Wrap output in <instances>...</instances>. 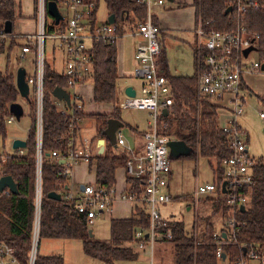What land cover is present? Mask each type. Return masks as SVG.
<instances>
[{
	"label": "trees",
	"instance_id": "16d2710c",
	"mask_svg": "<svg viewBox=\"0 0 264 264\" xmlns=\"http://www.w3.org/2000/svg\"><path fill=\"white\" fill-rule=\"evenodd\" d=\"M59 4L60 0H47ZM94 3V14L97 4L102 1L107 14L115 17V26L119 34L132 29L136 21L145 18V9L134 0H87ZM245 5L246 11L238 15L237 4ZM260 6L259 10L252 8L253 4ZM195 13V29L200 25L205 32H232L241 24L248 34L254 38L252 49L264 58V0H193ZM15 1L0 0V28L7 21L12 25L15 21ZM230 9V11H228ZM92 21V25H93ZM52 31L49 26L48 32ZM24 45L22 42L10 40L0 44V54H6V66L0 71V143L7 137L6 118L9 107L18 100L15 76L11 70L10 53L16 52ZM91 76L93 86L92 96L95 104L110 105L111 114H92L83 112L82 107L76 108L72 103L62 114L52 96L54 88L59 87L68 91L67 79L54 72L48 64L44 65L43 101H42V164H41V209L39 223V241L41 239L77 240L82 244L83 253L103 264L115 262H132L137 258L136 253L125 244H134L135 230L146 229L149 218L143 205L136 203L133 214L129 219L110 220V235L106 241L89 237V226L83 216L76 213L73 202L60 201L47 197L50 192L63 194L66 191L65 180L59 177L62 166L52 159L51 153L65 155L69 149L68 140L70 124L74 133L79 130V122L83 119L94 123L97 139L102 138V132L108 119L120 120L119 99L117 95L116 44L106 45L93 43L91 49ZM204 51L193 47V75L173 76L163 72L170 88L173 99L167 115L161 116V134L173 140L182 141L192 152L184 158L195 160L197 157L215 161L216 167H211L217 182L222 180L218 164L230 155L227 138L220 129L219 111L229 112L222 102L210 98L199 97L196 91L197 73ZM264 108V98L260 100ZM31 126L25 139L24 154L19 155L13 150L6 155L0 170L1 176H10L16 184L18 194L13 195L7 190L0 193V242L14 248L20 264H27L31 244L34 191H35V102L28 101ZM72 119L74 121L72 122ZM77 119L78 121H76ZM128 128L136 133L134 129ZM138 138L143 134H138ZM128 155H116L111 145L106 143L102 155L94 156L91 162L95 164V183L97 186L112 188L115 184L114 172L123 167ZM62 179V180H61ZM61 180L63 185H59ZM127 191L138 196L141 182L128 180ZM246 197L244 210L230 208L226 205L222 194L215 200L202 201L201 210L194 211V224L190 234L185 231L180 222L164 221L165 225L156 229L157 233L171 234L170 243L174 251L175 264H217L219 260H228L231 264L236 258L244 256L243 250L259 247L264 255V159L259 158L252 169V183L240 190ZM183 202L191 207L192 197L184 196ZM193 208V207H192ZM215 220L220 226L216 227ZM231 222V225L229 224ZM222 256L216 257L217 249ZM245 251V252H246ZM35 264H64L59 255L41 256L37 253Z\"/></svg>",
	"mask_w": 264,
	"mask_h": 264
},
{
	"label": "built area",
	"instance_id": "2783aa9c",
	"mask_svg": "<svg viewBox=\"0 0 264 264\" xmlns=\"http://www.w3.org/2000/svg\"><path fill=\"white\" fill-rule=\"evenodd\" d=\"M134 1L145 9V18L142 22L136 21L132 29L123 35L137 38L133 52V59L136 63L133 75L141 78L144 83L141 86L139 95L135 93L134 97H126L124 94V98L119 102V108L120 110L146 111L149 114L150 121L148 129L142 136L143 149L141 152L136 153L134 147L125 142L120 130L116 133V145L128 155L123 166L126 182L128 180L141 182V193L138 196L133 192L126 191L119 196V199L139 203L146 209L149 226L146 229L139 228L135 230L133 240L138 247L143 248L147 244L151 250L157 239L171 240L169 232L159 234L156 231V229L165 225V220L162 219L158 207L172 200L168 192L171 166L167 144L173 139L161 134L160 125L161 116L163 115L162 110L171 107L173 99L167 80L159 69L161 55L160 28L153 20L154 10L165 8L168 1ZM47 2V0H36L34 33L11 32L6 34L3 26L0 28V44L8 40L22 42L24 45L18 50L17 60L20 62L30 56L33 64L32 74L25 75V82L28 85L29 92L32 90V99L35 102L36 144L33 226L27 264H35L39 243L42 198L41 138L45 41L52 39L58 43V48L64 55L62 75L67 79L70 106L73 103L76 108H80L82 105L79 104V96L75 93L71 94L70 90L90 79L92 73L90 51L93 43L113 45L123 36L118 33L115 23L108 24L106 21L91 24L94 12V3L91 1L60 0L57 8L62 20L58 25H55L47 14ZM239 3L236 12L238 15H242L247 7ZM252 8L259 10L260 6L254 3ZM62 10L65 11V14L61 13ZM49 26L52 27L51 32H48ZM194 32L197 38L198 50L205 52L200 62V71L197 73L196 91L199 97L210 98L213 101L223 102L225 98L227 99L229 112L226 124H220V129L226 135L230 155L218 164L222 174L220 182H217V178L213 174L212 182L196 186L192 197L193 210L196 211L200 201L215 200L219 197V194L224 196L228 207L239 209L240 206L244 207L247 202L246 197L241 194L240 190L252 183V169L258 161V159L252 158L248 154L247 134L237 123V117L244 113L247 106L241 95V83L245 73L264 72L261 69L264 58L261 62L246 65L245 59L248 55L245 57L243 52L252 48L254 38L252 39L241 24L232 32H205L200 25ZM56 102L62 114L71 113L72 110L68 109L66 111L64 107H61L60 104L63 105V101L56 100ZM258 115L264 121V111L258 112ZM12 121L13 115L9 113L5 122L10 124ZM73 121L74 119H72ZM72 124H70L69 131L72 136L68 140L69 149L67 153L60 155L52 152L51 157L56 163L59 161L62 166L59 177L65 180L66 191L63 194H58L65 201L73 202L76 213L83 216L87 225L90 226L97 217L111 210L117 195L114 187L104 188L96 184L84 185L78 196L67 192L66 181L73 168L79 164H90L92 159L89 142L86 139L82 140L80 146L76 145V133L72 129ZM17 153L19 155L24 154V149L17 150ZM7 154L5 151L0 152V170ZM214 167H216V164ZM61 180H59V185H63ZM223 182L225 183V193L221 192ZM231 222L229 221L230 225ZM149 255L151 259V253ZM221 256V250L218 248L216 257L220 258ZM0 264H20L14 248L3 242H0ZM149 264H152L151 260ZM231 264H264V255L259 247L250 248L244 252L243 257L236 258Z\"/></svg>",
	"mask_w": 264,
	"mask_h": 264
},
{
	"label": "rangeland",
	"instance_id": "374dc122",
	"mask_svg": "<svg viewBox=\"0 0 264 264\" xmlns=\"http://www.w3.org/2000/svg\"><path fill=\"white\" fill-rule=\"evenodd\" d=\"M21 9L18 11L16 6L15 9V23H14V32L19 33L27 29L24 28V21L28 18V21L32 18L33 14V4L32 0H20ZM166 7H173L174 4L167 3ZM62 14H65V11H61ZM20 15V16H19ZM107 15V10L104 3L101 1L97 8V16L101 21ZM31 25V23H29ZM32 32V31H31ZM34 32V31H33ZM163 36H160L162 39V44L165 51V58L167 64L171 71L175 72L174 69H178L182 73H187V75L192 74V63L190 49L188 47L182 48L178 42V34L175 32L165 33ZM7 45H8V41ZM20 42V41H18ZM120 42L123 43V48L125 49L127 65L129 68L132 64L131 59V48H132V39L124 35ZM197 46V38L196 45ZM6 54H0V71H3L6 66ZM11 58V70L15 74L17 66H23L26 69L28 74L32 73V69L27 61H21L19 64L15 61L14 52L10 53ZM44 58L46 64L50 65L51 69L55 72L62 73L64 63V55L62 51L58 48V43L52 39H47L45 41V50ZM134 61V60H133ZM263 59L260 57L259 53L252 50L249 52L248 57L245 59L246 65H251L254 62H261ZM133 67V66H132ZM131 67V68H132ZM133 71V70H132ZM178 73V72H177ZM131 77H122L117 81V95L118 99L122 100L124 88L127 85H132L138 90L139 83L141 80L138 77H134L133 72ZM193 75V74H192ZM84 88L79 90L78 87L74 88L75 91L79 92L80 95L79 104H84V111L88 112L94 110L95 113L102 110L112 109L109 105H99L95 104L92 96V83L88 79L84 83ZM73 94V90L70 91ZM33 98L32 90L29 92L27 98H22L19 96L18 103L23 108V116L19 119L14 120V122L7 127V137L4 141L5 148L10 150L11 140L16 138H25L28 135L31 121L27 114L26 103L24 100L28 101ZM249 106L246 108V113L243 116L237 117V122L241 124L244 130L248 133V154L255 159L262 158L264 159V121L259 117L258 112L264 111V108L261 110L260 106L256 103L255 99H249ZM107 107V108H105ZM104 108V109H103ZM83 111V112H84ZM85 112V114H87ZM35 114V110H34ZM120 120L124 124L122 128L121 135L125 140L132 142L136 138V134H140L147 129V123L150 121L149 114L146 111L139 110H130V109H121L120 110ZM220 116V114H219ZM83 121V122H82ZM81 125H89L87 127V134L92 135L94 130V125L91 121L83 119ZM220 124H226V119L223 116L219 118ZM131 127L137 132L134 135L132 131L128 128ZM83 129H86L83 128ZM192 152V149L189 148V153ZM168 158L170 160L172 178L170 181V195L172 200L169 203L163 204L158 207L160 215L163 220L168 222H180L184 225L185 231L187 234H190L194 224V210L193 205L190 207L187 206L185 202L181 200L186 195L193 197L194 191L197 185H204L210 183L213 180V170L211 167L215 166V161L204 158L197 157L195 160L188 159L180 156H175L168 151ZM78 190V189H77ZM75 194H78L75 190ZM198 203V208L201 210V203ZM189 208V210H188ZM214 224L216 227L220 226L219 220H215ZM89 231L92 233V237L95 240L106 241L110 235V219L107 214L97 217L93 224L89 226ZM166 262L164 264H174L172 257V246L170 241H168ZM37 253L41 256L49 255H60L64 259V264H102L99 261L93 260L84 255L82 251V244L79 241H67V240H50V239H41L37 245ZM117 264H146L142 259L133 261V262H119ZM217 264H230L228 260H219Z\"/></svg>",
	"mask_w": 264,
	"mask_h": 264
},
{
	"label": "crops",
	"instance_id": "0c3cea01",
	"mask_svg": "<svg viewBox=\"0 0 264 264\" xmlns=\"http://www.w3.org/2000/svg\"><path fill=\"white\" fill-rule=\"evenodd\" d=\"M14 1H15V8L17 6L18 11H19L21 9V1L20 0H14ZM35 3H36V0H32V4H33L32 18L30 19V21H28V18H26L24 21V28L27 27V29L24 31H21L19 33H28V34L34 33L33 31H35ZM99 3L97 4V8H98ZM172 3L174 4V6L172 8L166 7V6H165V8H156L154 10V19L153 20L160 28V36L161 37L166 36V35H164L165 33L175 32L176 34H178L177 40L180 43V45L182 46V48L188 47L190 49L192 72H193V47L196 45V36H195V32H194L195 31V13H194V8L192 6L193 0H172ZM97 8H96V11L94 14V21H93V18H91V23H92V21H93V24L106 22L107 17L109 15L107 14L106 17L100 21L98 19V16H97ZM14 23L12 25V32H14ZM29 23H31V25ZM129 31H127V32H129ZM124 33H122V35ZM126 36L130 37L132 39V48H131L132 64H130V60H129V68H128L125 49L122 46L123 43L120 42V40H119L116 43V69H117L118 79H120L122 77H126V76L131 77L132 76L131 74L133 72L132 70H134V67L136 65L135 61H133L134 60L133 59V52H134L135 44L137 42V38L134 36L133 37L129 36V35H126ZM122 37H121V39H122ZM159 42H160V47H161V55L159 58V63H160L159 69L161 70V72L162 73L168 72L173 76H192L193 73L190 75H187V73H182L181 71H178V69H174L175 72L170 70L169 65L167 64V61L165 58V51H164V47L162 44V39L160 40V38H159ZM17 55H18V52H16V56ZM27 59H28V63L30 65L31 69L33 70L32 58L30 56H28V57H26L25 60L27 61ZM18 64H19V62H18ZM45 64H46V62H45ZM48 66L50 67V65H48ZM62 66L64 69V63L62 64ZM20 67L24 69L25 75L28 76V75L32 74V73L28 74L26 72L25 67H23V66H17V69ZM17 69H16V71H17ZM63 69H62V73H63ZM56 73H58V72H56ZM62 73H61V75H62ZM58 74H60V73H58ZM14 76H16V73L14 74ZM139 79L141 80V82L139 83L138 90L136 88H134L132 85L126 86V87H132L137 95H139L141 86L144 83L141 78H139ZM84 85L85 84L83 83V84L76 86V87H78L79 90H81L84 88ZM125 88H124V90H125ZM92 89H93V86H92ZM71 90H73V92L75 94H77L80 98V95L78 94L79 92L75 91L74 89H71ZM28 94H29V92H28ZM241 95L244 98V101L247 104V106H249V104H248L249 99H255L256 103L260 106V109L262 110L263 108L261 106L260 100L262 98H264V72H255V73L243 74L242 83H241ZM19 96L20 95H18V98H19ZM123 96H124V94H123ZM28 101L24 100V102L26 103L25 106L27 109V114L29 116ZM119 101H121V100H119ZM14 104H18L21 107L22 116H23L24 111H23L22 106L18 103V100ZM222 104L225 107L228 106L226 98L223 100ZM60 105H61V107H63L62 104H60ZM81 105H82V109L84 111V104L81 103ZM247 106L245 107V111H246ZM105 108H107V107H105ZM111 108H112V106H111ZM112 111H113V108L110 110H102V111H99L97 113H95L94 110H90L88 112L84 111V113L86 112V113H92V114H106L107 115V114H111ZM245 111L241 116H243L246 113ZM8 112H9V109H8ZM219 114H220V116H223L226 119L228 112L226 111V109L225 110L223 109V110L219 111ZM220 116H219V118H220ZM14 120H15V117H13V121L10 124H6L7 127L9 125H11L14 122ZM93 125H94V123H93ZM238 125L241 129L244 130V128L241 124L238 123ZM88 126H89L88 124L87 125L85 124L83 126V125H81V122H79V130L76 132V135H75V143L77 146H80V143L82 142V140L86 139L89 142V146H90L91 154H92V158H93L94 156H99V155L103 154L107 142L104 143V150H103L102 154H99L100 147L98 145V141L100 139H103L104 137L102 136V138L97 139L94 142H92V140H94V137L96 136L95 126H94V130H93L94 132L92 135H89V134H87V132H85V130H87ZM85 127H86V129H83ZM148 127H149V121L147 123V129H148ZM120 130H122V129H120ZM244 131L247 134V146H248V133L246 130H244ZM144 132H142L140 134H143ZM132 133L134 135L136 134L133 131H132ZM137 135H138V133L136 134V138L132 142L125 140V142H127L129 145L134 147L136 153L141 152L143 149L142 148L143 147L142 139H141V137L138 138ZM17 139L25 141L26 137L25 138L12 139L11 144L14 140H17ZM111 149L113 150V152L116 155L123 153V150L116 145V142H115L114 146L111 145ZM1 151H5L8 154H10L13 151V149H12V147H10V150L6 149L5 143H3V144L0 143V152ZM114 178H115L114 190H115L117 196H116V199L114 201V204H113L111 210L107 213H103L102 215L107 214L110 220H112V219H117V220L129 219L133 214V210L135 208L136 203L126 201L124 199H119V196L122 193L127 191V182H126L127 180L125 178L123 167H118L115 169ZM171 178H172V172H171V176L169 179V185H170ZM66 184H67V189H68L67 192H69V193L71 192V194H73L75 196H78L80 194V192H81L80 187L81 186H84L87 184H96L95 183V164L93 162H91L90 164H79L76 167H74L73 170L71 171L69 178L66 181ZM75 190L77 191L78 194L74 193ZM168 192L170 194L169 186H168ZM186 196H189V195H186ZM192 205H193V203H192ZM190 209H191V207H190ZM188 210H189V208H188ZM50 240H63V239H50ZM67 241H72V240H67ZM73 241H77V240H73ZM167 242L168 241H164L162 239H157L153 243L151 250H150V246L147 244L143 248L138 247L135 243L134 244L133 243L125 244V246L131 248L133 250V252L136 253L137 258L135 261L142 259L146 264H149L150 260L152 261V264H164L166 262V259H165L166 255H168L167 245H169V243H167ZM171 246H172V244H171ZM149 253H151V259H150ZM172 257H173V262L175 264L173 247H172ZM63 262H64V259H63ZM120 262H125V261H120ZM117 263H119V262H115L114 264H117Z\"/></svg>",
	"mask_w": 264,
	"mask_h": 264
},
{
	"label": "water",
	"instance_id": "95a60500",
	"mask_svg": "<svg viewBox=\"0 0 264 264\" xmlns=\"http://www.w3.org/2000/svg\"><path fill=\"white\" fill-rule=\"evenodd\" d=\"M169 3L172 2V0H167ZM46 11L48 16H50V18L53 20V23L55 25H58V23L62 20V16L59 13V10L57 8V4L53 1H48L46 3ZM228 11H230V9H228ZM107 23L108 24H114L115 23V17L113 15H109L107 17ZM3 28H4V32L6 34H10L12 32V23L7 21L3 24ZM252 48H249L247 50H245L243 52V55L246 57L250 51H252ZM262 71H264V64H262L261 66ZM15 85L17 88V91L19 93V95L22 98H26L29 92V88L27 83L25 82V71L23 68H18L16 71V76H15ZM124 94L126 97H134L135 96V91L133 90L132 87H126L124 90ZM52 96L53 98H55L58 101H63L67 106H70V96L67 93L66 90L61 89L59 87L54 88V90L52 91ZM9 113H11L13 115V117H15L16 119H19L22 116V111H21V107L18 104H12L9 107ZM167 110L164 109L162 110V114L164 116L167 115ZM124 127V124L117 120V119H108L107 123H106V127L102 132V136L104 137L103 139H100L98 141V145L100 147V152L99 154H102L103 150H104V143L107 142L110 145L114 146L115 142H116V133L118 130L122 129ZM170 153L175 155V156H186L189 153V148H187V146L182 142V141H178V140H170L167 144ZM11 147L13 150H19V149H25L26 147V142L23 140H14L11 144ZM63 163V162H61ZM225 183L223 182L221 185V192L225 193ZM4 190H8L9 193L13 194V195H17L18 191H17V187L15 182L13 181V179L10 176H1L0 177V193H2ZM80 190H83V186L80 187ZM47 197L49 199L52 200H56V201H60L61 200V196L56 193V192H50ZM240 211L244 210L243 206H240ZM88 235L89 237H92V233L91 231H88ZM243 252H245V250H243Z\"/></svg>",
	"mask_w": 264,
	"mask_h": 264
}]
</instances>
